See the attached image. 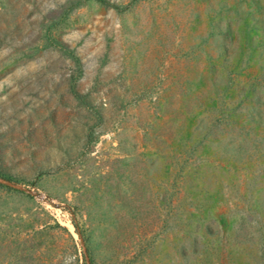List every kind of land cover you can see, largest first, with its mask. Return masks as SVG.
I'll use <instances>...</instances> for the list:
<instances>
[{
  "label": "rangeland",
  "instance_id": "rangeland-1",
  "mask_svg": "<svg viewBox=\"0 0 264 264\" xmlns=\"http://www.w3.org/2000/svg\"><path fill=\"white\" fill-rule=\"evenodd\" d=\"M0 264H264V0H0Z\"/></svg>",
  "mask_w": 264,
  "mask_h": 264
}]
</instances>
